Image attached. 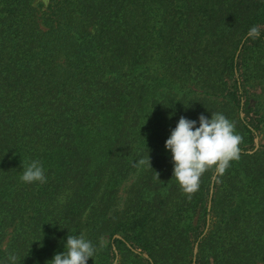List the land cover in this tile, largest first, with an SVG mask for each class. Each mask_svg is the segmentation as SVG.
Returning a JSON list of instances; mask_svg holds the SVG:
<instances>
[{
  "label": "trees",
  "instance_id": "16d2710c",
  "mask_svg": "<svg viewBox=\"0 0 264 264\" xmlns=\"http://www.w3.org/2000/svg\"><path fill=\"white\" fill-rule=\"evenodd\" d=\"M215 112L239 159L188 194L164 142ZM79 234L87 264H264V0H0V260Z\"/></svg>",
  "mask_w": 264,
  "mask_h": 264
},
{
  "label": "clouds",
  "instance_id": "9594fccd",
  "mask_svg": "<svg viewBox=\"0 0 264 264\" xmlns=\"http://www.w3.org/2000/svg\"><path fill=\"white\" fill-rule=\"evenodd\" d=\"M249 35L258 37L259 29L251 27ZM242 139L235 130L234 122L222 113H211L210 117L200 114L195 120L179 117L164 142L173 162L172 177L184 192L192 194L198 191L200 178L206 171L215 167L218 174H223L230 161L239 159ZM20 179L25 183H45L47 178L43 164L32 160L24 166ZM95 252L96 246L84 234L68 235L64 250L55 253L49 261L51 264H87ZM7 260L10 264H17L18 258L12 253ZM0 264L5 262L0 260Z\"/></svg>",
  "mask_w": 264,
  "mask_h": 264
},
{
  "label": "rangeland",
  "instance_id": "374dc122",
  "mask_svg": "<svg viewBox=\"0 0 264 264\" xmlns=\"http://www.w3.org/2000/svg\"><path fill=\"white\" fill-rule=\"evenodd\" d=\"M49 2V0H36L37 4H41L43 7H45V5ZM136 177H132L131 180L127 181L126 183H123L121 186V190L119 193V209H122L125 206V200L127 198V189L128 187L131 185V183L133 184V182L135 181ZM130 184V185H129Z\"/></svg>",
  "mask_w": 264,
  "mask_h": 264
},
{
  "label": "water",
  "instance_id": "95a60500",
  "mask_svg": "<svg viewBox=\"0 0 264 264\" xmlns=\"http://www.w3.org/2000/svg\"><path fill=\"white\" fill-rule=\"evenodd\" d=\"M216 170H215V172H214V174H213V177H212V183H213V181H214V179H215V176H216ZM211 191H212V189H211Z\"/></svg>",
  "mask_w": 264,
  "mask_h": 264
}]
</instances>
